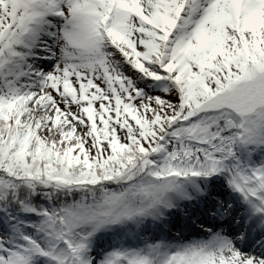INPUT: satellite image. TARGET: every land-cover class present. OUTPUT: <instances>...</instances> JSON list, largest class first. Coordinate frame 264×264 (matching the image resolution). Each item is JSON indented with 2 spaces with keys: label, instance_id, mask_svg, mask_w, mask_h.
<instances>
[{
  "label": "snow or ice",
  "instance_id": "1",
  "mask_svg": "<svg viewBox=\"0 0 264 264\" xmlns=\"http://www.w3.org/2000/svg\"><path fill=\"white\" fill-rule=\"evenodd\" d=\"M0 264H264V0H0Z\"/></svg>",
  "mask_w": 264,
  "mask_h": 264
}]
</instances>
